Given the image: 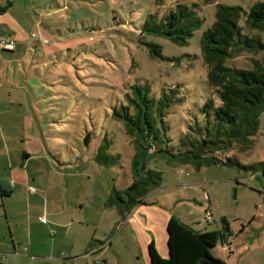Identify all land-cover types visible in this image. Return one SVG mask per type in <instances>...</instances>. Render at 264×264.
Segmentation results:
<instances>
[{"label":"rangeland","instance_id":"rangeland-1","mask_svg":"<svg viewBox=\"0 0 264 264\" xmlns=\"http://www.w3.org/2000/svg\"><path fill=\"white\" fill-rule=\"evenodd\" d=\"M258 2L264 0H0V6H6L0 13V28L16 31L12 37L20 45L15 55L0 52V117L16 119L10 124L2 119L3 132L25 134L36 128L63 160H77V176L69 179L71 188L78 187L75 195L89 203L95 193L87 213L95 219L97 240L104 246L88 257L90 262L81 259L78 264H93V258L96 264H148V256L145 261L133 235L129 237L130 227L120 234L124 224L113 227L114 217L119 219L116 210L101 214L98 203L105 196L107 200L111 188L123 191L132 182L134 148L114 111L128 104L130 87L147 86L153 101L164 96L174 100L163 118L171 144H177L181 134L195 137L190 127L204 126L201 108L207 99L216 100L206 80L201 35L213 25L220 6L247 11ZM178 4L193 8L202 20L186 44L142 31L150 15L159 22ZM238 26L241 35L255 38L261 46L243 49L225 66L264 71V32L246 27L243 15ZM31 34L35 39L29 38ZM146 43L160 46L162 57L151 56ZM29 84L42 85L46 91L36 96ZM24 101L39 103L29 129L20 115L35 109L20 107ZM258 119L250 148L229 156L240 169L220 163L195 168L161 154L148 160V167L161 173L162 182L142 208L156 209L199 232L225 235L212 249L225 264H264V110ZM107 145L106 153L113 159L111 164H100L97 153ZM207 211L210 222L205 220ZM222 217L229 224L228 233ZM105 251L107 260L102 258ZM43 253L49 260L29 264H60L52 261L56 255L51 249Z\"/></svg>","mask_w":264,"mask_h":264},{"label":"trees","instance_id":"trees-1","mask_svg":"<svg viewBox=\"0 0 264 264\" xmlns=\"http://www.w3.org/2000/svg\"><path fill=\"white\" fill-rule=\"evenodd\" d=\"M5 11L6 6H0V13ZM241 15L246 27L264 32V3L258 2L247 11L240 7L220 6L213 25L201 35L200 53L206 66V80L217 101L210 98L202 106L204 126L190 127L195 137L181 134L177 144H171L163 118L164 110L174 100L164 96L153 101L147 86L130 87L126 94L128 104L114 111L115 119L122 122L134 148L131 184L123 191L111 188L104 204L106 208L116 210L120 222H124L136 207L144 205L149 193L160 187L161 173L148 167V160L156 154L184 165L193 164L195 168L217 163L241 168L229 156L234 150L242 153L250 148L259 129V115L264 110V71L225 66L228 58L243 49L261 46L255 38L241 35L238 26ZM149 18L142 27L143 32L162 36L179 45L186 44L193 31L202 25L194 9L181 4L159 22L155 16ZM144 45L151 56L162 57L160 46ZM107 148L108 145L99 148L98 163L111 164L113 155L106 153ZM222 223L228 233V223L225 220ZM224 237L218 232L196 231L170 217L166 224L167 255L162 258L151 242L147 249L148 264H225L212 254L218 239Z\"/></svg>","mask_w":264,"mask_h":264},{"label":"crops","instance_id":"crops-1","mask_svg":"<svg viewBox=\"0 0 264 264\" xmlns=\"http://www.w3.org/2000/svg\"><path fill=\"white\" fill-rule=\"evenodd\" d=\"M15 34L18 35L16 31L10 32L7 27L6 31L0 28V38H13ZM19 51L20 45L16 42L12 51L3 52L15 55ZM28 87L32 92L38 93L36 96L46 91L42 85L29 84ZM25 105L29 109H35L34 114L24 112L20 115L25 129H29L27 125L33 123L37 116L39 103H19L20 107ZM2 119L7 124L16 120L15 116L6 119L0 117V264H29L40 259L49 260L42 254L43 250L48 249L52 250V256L56 255L51 258L56 263L78 264L81 259L86 263L90 262L88 257L102 249L104 244L97 240L95 219L87 213L89 206H94L95 193L88 203L75 195L78 187L71 188L73 186L69 179L77 176V160H63L58 151L47 147L45 136L36 128L31 127L25 134L3 132L5 128ZM29 188L35 189V192L31 193ZM106 197L100 198L98 202L102 208L101 214L107 209L113 210L104 206ZM142 207L144 206L136 207L124 222L117 220V216L114 217L113 227L115 229L119 223L124 224L120 234L124 233L127 226L130 227L129 237L133 235L135 248L145 261L151 242L164 258L167 255L166 224L169 217L165 213H158L156 209ZM91 225L94 227L92 231L89 227ZM50 232L52 239L48 237ZM102 258L107 260L106 251ZM92 262L96 264L94 258Z\"/></svg>","mask_w":264,"mask_h":264},{"label":"built area","instance_id":"built-area-1","mask_svg":"<svg viewBox=\"0 0 264 264\" xmlns=\"http://www.w3.org/2000/svg\"><path fill=\"white\" fill-rule=\"evenodd\" d=\"M31 37L34 38L35 35L32 34ZM44 43H46V42H44ZM15 47H16V41L13 38H11V37H1L0 38V52H2V51H12ZM179 173L183 174L184 172L181 170ZM29 191L31 193H34L35 189L29 188ZM39 220L44 222L43 218H40ZM205 220H206V222H210L212 220V216H211V212L210 211H207L205 213Z\"/></svg>","mask_w":264,"mask_h":264}]
</instances>
